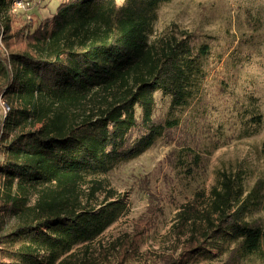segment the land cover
Returning <instances> with one entry per match:
<instances>
[{
    "label": "trees",
    "instance_id": "trees-1",
    "mask_svg": "<svg viewBox=\"0 0 264 264\" xmlns=\"http://www.w3.org/2000/svg\"><path fill=\"white\" fill-rule=\"evenodd\" d=\"M15 1L0 0L6 33L12 25L5 13ZM170 1L65 0L37 29L17 30L27 41L24 49L6 43L11 49L9 58L0 56V95L10 111L0 117V188L16 192L0 197V213L27 217L5 233L0 228L1 258L36 264L32 245L14 246L26 237L63 253L95 239L125 205L106 200L98 211L87 210L82 196L87 177L107 174L182 126L175 111L200 97L211 47L195 44L187 33L149 41L160 5ZM97 95L104 100L98 113L70 119V111ZM166 99L169 107L162 114L158 102ZM253 109L245 136L262 124ZM180 153L183 166L186 158L200 160L192 149ZM187 170L192 174V166ZM102 188L94 181L90 195ZM30 193L37 194L33 206H28ZM263 205L264 178L248 191L242 174L220 173L205 213H191L190 207L179 213L184 223L195 217L206 224L183 255L194 251L210 258L214 247L228 252L225 264L264 257V218H250Z\"/></svg>",
    "mask_w": 264,
    "mask_h": 264
},
{
    "label": "rangeland",
    "instance_id": "rangeland-1",
    "mask_svg": "<svg viewBox=\"0 0 264 264\" xmlns=\"http://www.w3.org/2000/svg\"><path fill=\"white\" fill-rule=\"evenodd\" d=\"M63 1L29 0V4L14 6L16 10L12 6L5 13L12 25L10 33L4 29L7 17H0V56L9 58L11 48L24 49L27 41L21 33L15 34L17 30L29 25L37 29ZM117 2L123 4L124 0ZM184 33L193 35L197 45L208 43L211 53L205 61L206 79L200 97L186 109L175 111L176 116L183 117L182 126L107 174L87 177L82 192L87 210L98 211L106 200H120L125 205L119 218L95 239L64 253L44 249L42 239L34 242L26 237L15 243V247L32 245L36 264H52L53 260V264H167L170 259L171 264H225L228 260V252L214 247L210 258L196 256L194 251L183 255L190 239L202 234L206 224L195 217L184 223L179 213L189 207L191 213H205L222 172L242 174L248 191L264 178V0L162 3L149 41L162 36L180 38ZM100 98L97 95L86 106L70 111V119L98 113L104 104ZM168 107L169 100H159L160 113L166 114ZM253 107L262 115V124L253 136H245L251 127L248 119ZM182 149L200 155L197 164L186 158L188 165L183 166L179 156ZM187 166H192V174ZM94 181L103 188L93 196ZM15 192L0 188V197L8 199ZM36 199L37 194L30 193L28 206ZM25 217L0 213L2 233L23 223ZM250 218H264V205L252 211ZM2 246L0 264H16L12 258H1ZM243 264H264V257L255 254Z\"/></svg>",
    "mask_w": 264,
    "mask_h": 264
},
{
    "label": "built area",
    "instance_id": "built-area-1",
    "mask_svg": "<svg viewBox=\"0 0 264 264\" xmlns=\"http://www.w3.org/2000/svg\"><path fill=\"white\" fill-rule=\"evenodd\" d=\"M24 3L25 2L23 0H16L13 4V10L17 9L16 7L14 8V6L18 5L19 7H21L24 5ZM0 107H1V113H2L1 117L4 118L7 115V113L10 111V107L8 104H6V102L4 101L1 95H0Z\"/></svg>",
    "mask_w": 264,
    "mask_h": 264
}]
</instances>
